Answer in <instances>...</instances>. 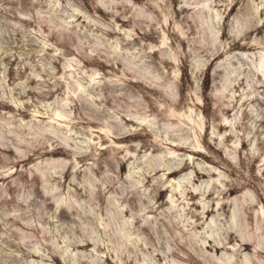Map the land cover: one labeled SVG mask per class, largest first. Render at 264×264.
Wrapping results in <instances>:
<instances>
[{
    "label": "rangeland",
    "instance_id": "rangeland-1",
    "mask_svg": "<svg viewBox=\"0 0 264 264\" xmlns=\"http://www.w3.org/2000/svg\"><path fill=\"white\" fill-rule=\"evenodd\" d=\"M263 55L264 0H0V264H264Z\"/></svg>",
    "mask_w": 264,
    "mask_h": 264
},
{
    "label": "bare ground",
    "instance_id": "bare-ground-1",
    "mask_svg": "<svg viewBox=\"0 0 264 264\" xmlns=\"http://www.w3.org/2000/svg\"><path fill=\"white\" fill-rule=\"evenodd\" d=\"M209 6V5H208ZM208 6H206V7H208ZM255 6V5H254ZM209 8H211V7H209ZM208 9V8H207ZM207 9H206V11H207ZM214 9V8H213ZM212 9V10H213ZM255 9V8H254ZM257 10V9H256ZM214 14V13H213ZM216 17V16H215ZM162 41L161 42H164V40L163 39H161ZM264 56V55H263ZM95 70V69H94ZM96 71V70H95ZM97 74V73H96ZM91 79H94V77L93 76H91ZM75 81V80H74ZM79 82V81H78ZM77 82V86H80V83H78ZM92 82V81H91ZM229 84V83H228ZM225 85V84H224ZM228 86V85H227ZM75 87H76V85H75ZM79 88V87H78ZM227 88V87H226ZM82 90H85V89H83L82 88ZM76 94V93H75ZM191 108V107H190ZM188 111V110H187ZM186 111V112H187ZM191 109H189V113H184V112H177V113H174L173 111L170 113V114H172V115H174L173 117H177L180 121L181 120H185V122L187 123V124H189V126L191 127V128H194V127H198L199 128V130L200 129H202L203 128V122H202V120H201V118L199 119V120H197V119H195L192 115H191ZM54 116H56L55 118H52V119H54L56 122H58L60 119H58L57 117H60L61 116V113H59L58 111H55L54 112ZM199 115V114H198ZM65 118V117H64ZM62 120V119H61ZM176 120V119H175ZM108 124V123H107ZM105 127V126H104ZM109 126H107V127H105V128H100V134H102V135H104L105 137H109V139H110V137H111V133H110V130H109V128H108ZM113 133V132H112ZM197 134V133H196ZM168 172V171H167ZM169 173V172H168ZM138 182V181H137ZM183 192V191H182ZM182 192H181V194H182ZM180 193V192H179ZM210 193V192H209ZM176 194V193H175ZM169 196V195H168ZM182 196V195H181ZM170 200H172V199H170ZM175 201V200H174ZM173 201V202H174ZM222 207V206H221ZM210 210H212V209H210V208H207L206 209V213H208ZM259 215V214H258ZM260 217V216H259ZM264 218V217H263ZM259 225V224H258ZM233 233L234 232H229L228 233V235H229V238L231 237V236H234L233 235ZM250 233H251V231H250ZM235 234V233H234ZM249 234V233H248ZM252 234H254V233H252ZM256 235V234H255ZM243 238V237H242ZM242 240H244V239H242ZM91 241V240H90ZM237 241V240H236ZM85 242V241H84ZM249 242V241H248ZM248 242H246V241H242L241 242V246H243V248H248L249 247V243ZM94 243H95V241H94ZM84 245H87V244H89V242H85V243H83ZM93 245V244H92ZM215 246V245H214ZM218 247H220V246H218ZM255 252H256V258L259 260V253L260 252H263L262 250H255ZM228 259V258H227ZM260 261V260H259ZM229 262V261H228ZM228 264H241V263H234V262H230V263H228Z\"/></svg>",
    "mask_w": 264,
    "mask_h": 264
}]
</instances>
